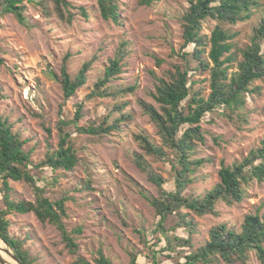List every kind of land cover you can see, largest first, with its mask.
I'll return each mask as SVG.
<instances>
[{
	"label": "rangeland",
	"instance_id": "1",
	"mask_svg": "<svg viewBox=\"0 0 264 264\" xmlns=\"http://www.w3.org/2000/svg\"><path fill=\"white\" fill-rule=\"evenodd\" d=\"M69 1L72 22L62 20L55 12L46 16L38 2L25 3L29 27L20 24L12 14L0 12V56L5 60L0 65V116L11 121L15 132L26 141L25 149L32 151L33 164H38L49 150L58 148L61 107L62 117L73 120L81 106L78 127H89L118 117L114 113L116 104H126L125 112L133 116L126 132L91 136L70 128L78 165L71 171L43 169L38 174V185L45 186L51 198L69 199V217L65 222L69 230L83 228V233L76 236L82 257L94 261L102 250L113 264H130L132 253L139 255L140 264L183 262L184 254L190 250L180 248L176 242L169 246L168 239L187 238L188 234L182 229L161 235L155 232L159 218L148 198H157L158 188L138 169L134 155L142 152L135 138L140 133L161 145L155 125L138 101L160 110L153 96L157 78L167 77L179 62L176 53L183 45L181 18L195 0H160L152 6H141L140 0H119L120 24L101 17L98 0ZM49 7L53 9L51 3ZM82 8L88 16L82 14ZM263 15L264 6L249 21L222 24L235 35V46L229 54L233 60L231 72L237 71L243 60L242 51L251 44L254 27ZM218 24L215 20L203 23L202 35L207 41ZM208 51L209 46L206 55ZM68 53L72 55L68 63L72 76L85 63L92 66L88 82L64 103L60 78ZM156 58L164 61L161 66ZM113 59L122 61L123 73L106 87L112 92L130 87H135V91L117 98L95 96L96 85ZM208 77L207 73L192 77L194 89L203 90L205 97L210 93ZM255 85L262 86V93L248 98L242 111L247 122L230 120L219 112L206 115L201 123L205 142L198 143L191 155V160H202L203 165L192 175L194 182L185 194L204 195L220 182L218 173L222 166L241 163L252 149L260 146L264 138V83ZM90 95L93 97L89 98ZM46 128L51 129L50 135ZM147 160L154 171L169 180L167 188L173 190L171 164L152 157ZM10 186L13 201H35L33 188L25 182L12 181ZM217 210L218 216L195 217L194 249L209 241L213 226L227 223L239 230L246 216L264 217V182L253 180L245 187L242 203L232 207L220 203ZM9 220L11 234L26 242L37 258L36 264H73L74 257L53 225L42 224L33 213H14ZM248 264L261 263L252 254Z\"/></svg>",
	"mask_w": 264,
	"mask_h": 264
},
{
	"label": "trees",
	"instance_id": "2",
	"mask_svg": "<svg viewBox=\"0 0 264 264\" xmlns=\"http://www.w3.org/2000/svg\"><path fill=\"white\" fill-rule=\"evenodd\" d=\"M160 0H140L141 6H152ZM38 2L46 16L55 12L62 20L72 22L73 15L69 11V0H4L0 3V12L12 14L16 20L29 27L26 16V4ZM53 5L50 9L49 4ZM101 17L106 21L120 24L119 0H98ZM264 6V0H195L181 18L183 45L177 54L179 62L168 71L167 77H158L155 101L160 110L142 100L138 101L143 113L155 125L161 139V145L154 143L147 134L135 136L139 142L141 153H135L134 162L148 180L158 188L157 198H148L159 218L157 232L159 235L169 231L184 230L188 237L175 236L169 238V246L174 242L180 248L190 251L184 254V261L172 264H248L251 255L255 254L264 264V217L248 215L240 229L221 223L210 229L209 241L197 249L193 247V234L197 230L195 217L218 216L217 207L224 203L229 207L243 202L245 187L256 180L264 182V138L258 148L252 149L241 163L222 166L218 175L220 182L204 195L185 194L193 184L192 175L203 165L202 160H191L197 144H203L205 137L201 123L206 115L221 113L230 120L238 119L247 122L242 111L247 106L250 95L262 93L264 83V15L254 27L251 44L242 51L243 60L238 64L236 72H231V52L234 49L232 40L235 38L222 24L236 25L249 21L255 12ZM82 14L88 16L82 8ZM207 20L219 22L212 32L209 41L202 35L203 23ZM125 46L127 43H124ZM209 46L208 54L206 48ZM1 52V46H0ZM206 56L208 58H206ZM72 55L64 58L61 69L60 83L64 94V103L88 82L91 63H85L77 75L72 76L68 63ZM159 66L163 60L156 58ZM5 60L0 56V65ZM213 64L211 66L210 64ZM123 73V63L113 59L105 71L104 77L97 83L95 96L117 98L120 95L135 91V87L118 92L110 91L106 86L111 80ZM209 75L210 93L205 97L203 90H195L193 74ZM90 95L89 98H92ZM126 104H116L114 113L118 117L106 118L101 123L89 127H78L82 119V107H78L76 117L67 120L62 117L57 125L59 143L56 150H49L45 159L33 164L32 151L25 149L26 141L19 132H15L11 121L0 116V236L14 251L22 264H36L37 258L26 247V242L11 234L9 216L14 213H33L42 224L53 225L61 236L66 250L74 257L73 264H113L102 250L99 256L90 261L79 254L80 245L77 235L83 233L81 226L69 230L65 220L69 217L66 203L67 197L51 198L45 186L38 185L41 180L38 174L43 169L53 172L71 171L79 163V158L71 144L70 128L75 127L79 134L102 136L104 134L126 132L133 116L126 113ZM48 134L51 129L46 128ZM147 157L155 161L171 164V176L174 189L169 190V182L163 175L153 170ZM25 182L33 188L35 201H13L10 182ZM188 210L189 213H185ZM160 237L158 238V242ZM147 244V241H146ZM150 255H154L150 251ZM138 254H131L130 264H140Z\"/></svg>",
	"mask_w": 264,
	"mask_h": 264
},
{
	"label": "water",
	"instance_id": "3",
	"mask_svg": "<svg viewBox=\"0 0 264 264\" xmlns=\"http://www.w3.org/2000/svg\"><path fill=\"white\" fill-rule=\"evenodd\" d=\"M0 240L4 245H0V264H22V262L18 259L14 251L9 247V245L1 238ZM3 253H6L13 261L14 263H11Z\"/></svg>",
	"mask_w": 264,
	"mask_h": 264
},
{
	"label": "bare ground",
	"instance_id": "4",
	"mask_svg": "<svg viewBox=\"0 0 264 264\" xmlns=\"http://www.w3.org/2000/svg\"><path fill=\"white\" fill-rule=\"evenodd\" d=\"M0 245H4L1 240H0ZM3 254L6 257V259H8L11 263H14V261L6 253Z\"/></svg>",
	"mask_w": 264,
	"mask_h": 264
}]
</instances>
